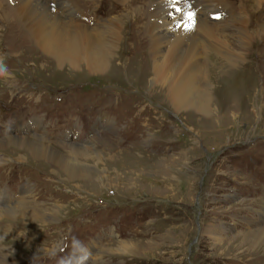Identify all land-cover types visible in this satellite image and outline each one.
<instances>
[{
  "label": "rangeland",
  "instance_id": "rangeland-1",
  "mask_svg": "<svg viewBox=\"0 0 264 264\" xmlns=\"http://www.w3.org/2000/svg\"><path fill=\"white\" fill-rule=\"evenodd\" d=\"M0 1L9 10V0ZM125 12L107 0L95 19ZM0 13V193L7 197L0 241L14 235L17 249L0 264H264L262 254L250 253L264 228L258 49L246 77L254 87L247 85L238 103L231 90L235 105L210 124L188 106L177 112L160 87L153 90L152 76H129L128 63L138 59L119 47L105 72L93 73L78 58L61 66L35 43L7 35ZM209 83L214 100L216 84ZM4 136L41 138L48 150L39 155L32 144H7ZM12 207L21 212H5ZM251 232L252 241L230 244Z\"/></svg>",
  "mask_w": 264,
  "mask_h": 264
},
{
  "label": "bare ground",
  "instance_id": "bare-ground-1",
  "mask_svg": "<svg viewBox=\"0 0 264 264\" xmlns=\"http://www.w3.org/2000/svg\"><path fill=\"white\" fill-rule=\"evenodd\" d=\"M106 1L9 0V10L6 7L3 9L0 1V12L10 25L7 35L13 34L18 42L26 40L35 43L46 56L58 58L61 66H71L77 63L78 58L93 73L103 72L119 47L124 55L128 52L134 61L138 59L135 61L137 65L133 64V60L128 63L129 76L137 75L141 79L139 81L152 76L149 80L155 84L153 90L160 87L169 96L177 112L181 113L188 106L189 111L195 110L202 120L209 123L219 120L224 106L235 105L228 97L231 93L236 95L233 96L237 101L247 85L249 89L254 87V83L246 78L250 69H254L248 59L258 49L260 63H264V25L256 30L257 16L264 15V0H188L184 4L188 7L179 12L174 8V3L179 4L178 0H114L124 6L125 16L116 14L105 20H96L95 12L99 2L101 4ZM127 12L131 19L130 27L126 22ZM28 29L27 36L25 30ZM71 56L75 60L71 58L70 62H66L65 58ZM148 56L151 59L149 62L146 61ZM253 64L257 66L255 62ZM233 74H236L235 77ZM209 80L216 84V88H213L216 89L214 100ZM260 100L264 106V96ZM188 127L195 133H202L191 125ZM6 140L7 144L28 142L39 155L48 150L45 140L41 138L9 136ZM2 193L0 212L4 208L2 205L7 202L5 193ZM19 202L21 204L23 200ZM6 211L13 215L21 212V209L12 207ZM11 236L12 239H5L3 235L0 241L1 257L14 256L13 250L16 248L11 243L15 236ZM253 237L252 232L240 234L230 244L239 246L240 243L252 241ZM257 238L259 240L255 239V243L260 241L261 244L257 247L252 245L250 253L259 252L264 257V228L258 232ZM18 257H14L15 263L19 262L16 260Z\"/></svg>",
  "mask_w": 264,
  "mask_h": 264
}]
</instances>
